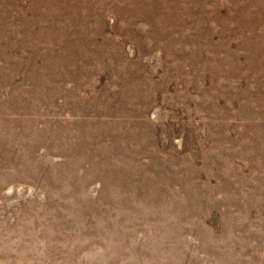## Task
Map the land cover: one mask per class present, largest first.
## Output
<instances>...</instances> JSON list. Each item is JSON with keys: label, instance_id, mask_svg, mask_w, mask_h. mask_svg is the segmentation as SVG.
<instances>
[{"label": "rangeland", "instance_id": "rangeland-1", "mask_svg": "<svg viewBox=\"0 0 264 264\" xmlns=\"http://www.w3.org/2000/svg\"><path fill=\"white\" fill-rule=\"evenodd\" d=\"M0 264H264V0H0Z\"/></svg>", "mask_w": 264, "mask_h": 264}]
</instances>
